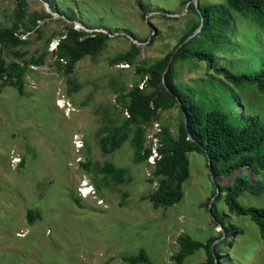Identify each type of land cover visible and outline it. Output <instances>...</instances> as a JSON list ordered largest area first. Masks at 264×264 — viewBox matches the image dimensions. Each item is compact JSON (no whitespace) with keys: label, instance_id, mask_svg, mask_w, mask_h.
<instances>
[{"label":"rangeland","instance_id":"374dc122","mask_svg":"<svg viewBox=\"0 0 264 264\" xmlns=\"http://www.w3.org/2000/svg\"><path fill=\"white\" fill-rule=\"evenodd\" d=\"M22 1L25 21L33 12L51 17L37 22L40 37L35 30L25 33L22 39L27 42L17 48L26 50L25 58H29L42 51L47 39L50 43L43 64L31 67L32 72L24 76L22 96L10 86L0 91V264H128L122 258L133 257L140 250L152 264H176L172 256L178 252L180 235L202 243L213 239L223 264H264L258 227L249 217L229 212L223 200L225 187L237 177L264 182V172L255 174L241 168L212 181L207 157L190 152L189 177L182 184L181 201L154 209L146 199L156 188L147 181L157 153L155 134L167 126L176 136L177 108L161 112L159 121L146 130L144 146L151 149L147 164L134 162L129 141L107 155L98 144L100 136L128 118L117 96L140 79L135 65L110 66L109 59L128 50L131 42L141 45L137 61L144 66L170 53L192 19L186 15L187 5L180 6L186 0H144L148 6L144 19L136 0ZM18 3L0 0L2 26H11ZM67 25L87 32L112 31L107 47L78 62L71 72L62 67L61 60L57 65L53 54ZM19 28L21 35L23 27ZM252 29L241 20L234 24L236 50L217 53L222 66L237 73L252 71L253 58L264 48V40L258 41ZM152 31L159 35L151 46L134 40L148 39ZM6 58L9 62L13 56ZM175 73L176 83L186 84L199 96L202 89H219L216 80H205L206 75L215 73L202 64L190 71L188 66L176 65ZM241 93L243 97L233 111L243 115L248 110L264 118V95L251 88ZM210 96L207 92V99ZM84 163H89L88 171ZM105 163L127 170L121 184H114L100 171ZM84 185L88 187L81 194L79 189ZM212 199L209 212L206 204ZM238 202L264 209L263 196L243 193ZM28 210L39 212L40 219L29 224ZM205 262L201 249L182 264Z\"/></svg>","mask_w":264,"mask_h":264},{"label":"trees","instance_id":"16d2710c","mask_svg":"<svg viewBox=\"0 0 264 264\" xmlns=\"http://www.w3.org/2000/svg\"><path fill=\"white\" fill-rule=\"evenodd\" d=\"M136 2L144 19L148 13L147 2L144 0ZM182 5H187L186 15H191L192 19L187 23L186 30L170 53L144 66L137 61L141 54V45L131 42L128 50L109 59L110 66L135 65L140 79L129 90L117 96V102L127 112L128 118L98 138L100 150L104 155L118 150L124 142L129 141L134 162L146 163L151 155V149L144 146L146 130L153 122L159 121L161 112L177 108L179 125L176 136H173L167 126H161V130L155 134L158 138L157 158L153 163L151 177L147 181L155 183L156 188L146 198L154 209L159 207L166 209L181 201L182 184L189 177L187 153L204 154L209 160L208 168L214 179L220 176L229 177L241 168L255 174L264 172V118L258 114H249L248 110L243 115L233 111L239 105L237 101L243 97L241 93L243 89L251 88L256 93L264 95V48L257 52L256 58H253L252 64L255 67L249 72L237 73L222 66L217 55L233 53L236 50L232 39L235 37L233 27L238 20L243 21L246 26L249 24L253 27L252 33L258 37V41H261L260 38L264 40V0L220 2L198 0L196 5L194 0H186L180 3V6ZM23 6V1L19 0L11 26L0 24V91L2 87L10 86L21 96L24 94V76L32 72L31 67L43 64L44 58L48 55L50 39L46 40L37 56L32 55L29 58H25L26 50L17 47L27 42L22 39L25 33L35 30L40 37L41 31L37 28V22L51 17L45 12H33L25 21ZM164 17L167 20L173 19ZM65 18L72 20L67 16ZM201 22L203 25L200 32L183 43L198 29ZM19 25L23 27L21 35ZM111 32V30L87 32L75 29L72 25L65 26V32L60 34L53 53L56 56V64L61 65L59 63L61 60L64 62L62 67L71 72L84 58H93L102 52L112 39L109 36ZM151 33L148 39L134 40L139 44L151 46L159 35L158 32ZM13 48L16 50L12 51ZM5 55H11L13 59L7 62ZM170 59V68L165 72ZM200 64L215 73V76L206 75L205 80L214 79L219 83L218 90L202 89L201 96L192 93L185 87L186 84L175 82L176 65L188 66L190 71L199 69ZM199 81L202 82L201 79ZM203 86L204 84L200 88ZM236 88H239V92L235 91ZM207 92L212 93L209 99L206 97ZM184 114L188 118L186 125ZM82 165L88 171L89 163ZM100 171L109 176L116 185L121 184L127 175L126 169L115 168L110 163H105ZM96 187L98 189L97 185ZM243 193L264 197V182L260 180L250 182L239 176L232 185L225 187L223 197L229 212L249 217L258 227L264 246V209L241 205L238 197ZM220 195L221 192L217 198ZM72 200L79 205L77 199ZM40 217L39 212L34 210H28L26 213L29 224H33ZM238 233L239 230H236L235 234ZM213 241L209 239L202 243L192 240L187 235H180L177 238L178 252L172 256V260L176 264H182L188 255L202 249L206 255L205 264H223L218 244L212 245ZM122 261L128 264H152L144 250H140L133 257H123Z\"/></svg>","mask_w":264,"mask_h":264},{"label":"water","instance_id":"95a60500","mask_svg":"<svg viewBox=\"0 0 264 264\" xmlns=\"http://www.w3.org/2000/svg\"><path fill=\"white\" fill-rule=\"evenodd\" d=\"M197 1H198V0H194V4H195V5H196ZM46 4H47V3H46ZM47 5H48V4H47ZM66 20L69 21L68 19H66ZM201 20H203V19H201ZM202 25H203V23L201 22V24H200V26L198 27V29H197L196 31H194L190 36H188V37L183 41V43L187 42L190 38L194 37L198 32H200V30H201V28H202ZM82 30L89 31V30H87V29H83V28H82ZM122 35H123V33H122ZM109 36L111 37V35H109ZM170 64H171V59L169 60L167 66H166L165 72H166L167 70H169V68H170ZM163 84H164V86H166L164 81H163ZM187 119H188L187 116L184 114V123H185V125L187 124ZM207 160H208V159H207ZM208 161H209V160H208ZM208 164H209V162H208ZM210 177H211L212 181H215L211 173H210ZM219 193H220V190H219V188L217 187V194H216V195H218ZM212 201H213V199H212V200L209 202V204H208L209 212H211V204H212Z\"/></svg>","mask_w":264,"mask_h":264},{"label":"built area","instance_id":"2783aa9c","mask_svg":"<svg viewBox=\"0 0 264 264\" xmlns=\"http://www.w3.org/2000/svg\"><path fill=\"white\" fill-rule=\"evenodd\" d=\"M141 87V86H140ZM60 107V106H59ZM63 108V106H62ZM151 156V155H150ZM154 158H157V153L156 156ZM88 186L84 185L82 189H79L80 193L82 194V191L86 190Z\"/></svg>","mask_w":264,"mask_h":264},{"label":"bare ground","instance_id":"6f19581e","mask_svg":"<svg viewBox=\"0 0 264 264\" xmlns=\"http://www.w3.org/2000/svg\"><path fill=\"white\" fill-rule=\"evenodd\" d=\"M77 24H79V23H77Z\"/></svg>","mask_w":264,"mask_h":264}]
</instances>
